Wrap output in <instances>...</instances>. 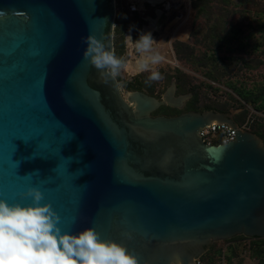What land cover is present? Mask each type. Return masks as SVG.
I'll return each instance as SVG.
<instances>
[{"label": "water", "instance_id": "obj_1", "mask_svg": "<svg viewBox=\"0 0 264 264\" xmlns=\"http://www.w3.org/2000/svg\"><path fill=\"white\" fill-rule=\"evenodd\" d=\"M0 13V199L27 206L37 187L62 232L92 227L139 264H197L214 242L264 239L261 138L232 112L153 117L191 95L176 97L175 81L161 100L123 91L84 60L88 35L114 51L116 0H0ZM213 122L235 140L204 143Z\"/></svg>", "mask_w": 264, "mask_h": 264}, {"label": "trees", "instance_id": "obj_2", "mask_svg": "<svg viewBox=\"0 0 264 264\" xmlns=\"http://www.w3.org/2000/svg\"><path fill=\"white\" fill-rule=\"evenodd\" d=\"M231 1L192 0L194 15L191 37L195 40V45H190L183 41H176L173 44L178 61L180 58L181 60L184 58L191 66H198L203 69L205 91L213 94L218 92L223 98H220L219 101L211 100L209 104H205L203 108H199V87L189 86V88H186L184 72L180 68H177L173 74L165 75L166 83H171L175 79L177 92L186 93L185 91L189 90L193 94V97L184 110L162 107L154 112V115L163 114L170 116L168 114H177L179 116V114L181 115L184 112H204L210 110L227 114L231 113L232 110H237L238 113L234 116V119L239 125H242L251 114L249 106L255 112L264 114V78L258 81L250 80L251 75L264 65V60L251 57V55L258 53L261 48H264V23L261 24L259 22L260 25L257 28L261 41L258 40L252 44L253 37L250 35L245 36L246 27L252 31L256 30L251 22H238L235 25L227 22V18H232L238 13L235 8L233 10L228 8ZM239 3L237 5L239 12L242 11L240 10L241 5L248 3L258 8L257 12L260 14L261 19L264 17V0H240ZM210 16L212 19H209ZM201 17L208 19L205 22L206 29L197 24L198 19ZM141 23L118 7L114 29V52L117 57L124 52L125 34L132 30L140 31ZM201 42L205 44V50L201 54H198L196 46ZM223 51L226 53L221 55ZM260 52L264 54V50H260ZM159 73L161 76H164L163 73L165 71L159 70ZM117 78L123 87L130 92H146L158 100L162 99L161 94L156 90L158 83L156 81H148L147 73H141L133 77L132 80ZM214 83H218V87H214ZM253 117L255 121L251 124L250 131L264 141V118L255 115ZM242 240L250 241L251 257L257 260L258 264H264V239L248 238L243 235L226 240L225 242L228 245L225 249H216L215 243L199 259L198 264H235V257L238 256L236 253L239 249L235 243Z\"/></svg>", "mask_w": 264, "mask_h": 264}, {"label": "clouds", "instance_id": "obj_3", "mask_svg": "<svg viewBox=\"0 0 264 264\" xmlns=\"http://www.w3.org/2000/svg\"><path fill=\"white\" fill-rule=\"evenodd\" d=\"M128 38L133 41L131 36ZM83 40L84 60L105 82L109 78L114 80L126 68L125 58L108 50L102 40L94 35ZM155 43L151 33L141 34L134 41L139 69L150 72L148 81L161 79L154 66L163 57L155 50ZM22 195L31 197L32 204L21 206L0 199V264H139L133 252L115 241L101 239L92 227L78 234L62 232L58 227L60 217L51 204H41L44 194L39 188L29 187ZM124 235L131 239L130 233ZM170 264L181 261L175 257Z\"/></svg>", "mask_w": 264, "mask_h": 264}, {"label": "rangeland", "instance_id": "obj_4", "mask_svg": "<svg viewBox=\"0 0 264 264\" xmlns=\"http://www.w3.org/2000/svg\"><path fill=\"white\" fill-rule=\"evenodd\" d=\"M239 1L240 0H232L230 5L228 6L230 10H233L235 8L238 13L232 18H227V22H230L233 25L237 24L238 22H243V23L251 22L253 26L256 28V30L252 31L250 28L246 27L245 36L250 35L251 37H253V39L251 38L252 44L257 42L258 40L261 41L260 34L257 33V28L260 25V23L261 24L264 23V17L261 19L260 14L257 12L258 8L256 6L249 5L248 3H243L240 7L241 8L240 10L242 11L239 12L237 8V5L240 4ZM193 15H194L193 7L191 9V12H189L187 16V20H179L177 18V13L175 12L165 22H163V25L165 26V31L163 29L159 30V32L157 34H154V36L152 37L154 41H156V43L154 44L155 50L163 57L161 63L155 65L154 69L157 71L159 70L165 71V73H163L164 76L162 75L161 79L155 81L158 83V88L156 90L157 92L159 91V93L163 97L166 90L172 85L173 81H175V79H173L171 83H166L167 80L165 75L173 74L177 68H180L185 75L184 78L186 80V85H187L186 88H189V86L199 87L198 90L200 93V102L198 104V107L203 108L205 104H209L211 100L219 101L220 98H223L222 95L220 96L218 92H215L216 94L206 92L205 87L203 85L204 84L203 69L198 66H191L189 62L184 58L182 60L180 58V60L178 61L176 53L173 49V44L176 41H183L189 43L190 45H195V40L191 37ZM209 19H212V17L210 16ZM207 21L208 19H206L205 17H201L198 19L197 24H199L200 26L206 29L205 22ZM141 34H143L141 30L140 31L132 30L125 34L124 52L119 57L125 58L126 68L123 69L117 77H120L121 79L132 80L133 76L135 77L137 75H140L141 73H147L148 76L150 75L149 71H141L140 69L135 68V66L133 65L134 62H138L139 60V54L134 48V41L139 39ZM128 36H131L133 41H129ZM196 50L198 51V54H201L205 50V44L203 42L197 44ZM260 50L263 51L264 48H261ZM260 50L258 53L251 55V57L263 61L264 54L261 53ZM225 53L226 52L223 51L221 55H224ZM263 76H264V65L261 66L259 70L255 71L251 75L250 80L252 79L258 81L264 78ZM214 84H215L214 87H218L219 85L218 83H214ZM123 91H129V90L124 88ZM185 92L186 93L178 91L177 93L178 95H191L190 99L193 97V94L189 90H186ZM184 109L185 106L184 108H182V110ZM231 112L234 115V113H236L237 110H232ZM168 115H172V114H168ZM176 115L174 114L172 116H176ZM215 245H216V249L219 248L225 249L228 243L225 241H220V242H216ZM235 245L238 246L239 248L236 253L238 256L236 255L237 257H235V261L237 264H258V261L255 260L253 257H251V252H250L251 243L249 240H242L241 242L235 243Z\"/></svg>", "mask_w": 264, "mask_h": 264}, {"label": "built area", "instance_id": "obj_5", "mask_svg": "<svg viewBox=\"0 0 264 264\" xmlns=\"http://www.w3.org/2000/svg\"><path fill=\"white\" fill-rule=\"evenodd\" d=\"M118 7L138 22L154 20L155 17L152 18L149 15L150 10L155 14L159 12L157 10H161L162 12L159 13L167 15V19L176 12L179 20H187V16L192 9V0H164L154 7L145 2L141 3V0H116L117 11ZM251 111L247 120L242 125L238 124L240 129L250 131L251 124L255 121L254 115L264 118V114L255 112L253 109ZM199 134L203 142L209 146L226 144L236 138L235 129L228 124L218 122L205 126ZM198 263L199 260H197Z\"/></svg>", "mask_w": 264, "mask_h": 264}, {"label": "flooded vegetation", "instance_id": "obj_6", "mask_svg": "<svg viewBox=\"0 0 264 264\" xmlns=\"http://www.w3.org/2000/svg\"><path fill=\"white\" fill-rule=\"evenodd\" d=\"M149 15L152 17V18H154V12L153 11H151L150 10V12H149ZM142 23L140 24V27H141V31L143 32V26H145V25H150L151 27H150V30L149 31H147L146 33H151V35H152V37L154 36V34H157L158 32H159V30H164L165 31V26L163 25V22H146V21H141ZM153 23H154V25H153ZM134 66H135V68H137V69H139V67H138V62H134V64H133ZM134 77V76H133ZM117 78V77H116ZM117 80H118V78H117ZM119 82V81H118ZM119 84H120V87L122 88V89H124V87H123V85L119 82ZM149 95V94H148ZM176 97H178V96H181V95H178V93H177V90H176ZM190 99V98H189ZM189 99L186 101L187 103H185V107L187 106V104H188V101H189ZM162 107H169V106H161L159 109H161ZM170 108H172V107H170ZM184 108V107H183ZM158 109V110H159ZM174 109H180V108H174ZM181 110H182V108H181ZM180 115V114H179ZM152 116L153 117H158V116H166V117H176V116H178V115H176V116H172V115H170V116H167V115H163V114H158V115H154V113L152 114ZM216 242H214L209 248H208V250L205 252V253H207L209 250H210V248L215 244ZM204 253V254H205ZM203 254V255H204Z\"/></svg>", "mask_w": 264, "mask_h": 264}, {"label": "crops", "instance_id": "obj_7", "mask_svg": "<svg viewBox=\"0 0 264 264\" xmlns=\"http://www.w3.org/2000/svg\"><path fill=\"white\" fill-rule=\"evenodd\" d=\"M154 17L155 19L152 22H165L167 20V15H163L162 13L155 14L154 13ZM154 25V23H153ZM249 108L251 109V107L249 106ZM238 113V111L236 113H234V116Z\"/></svg>", "mask_w": 264, "mask_h": 264}]
</instances>
